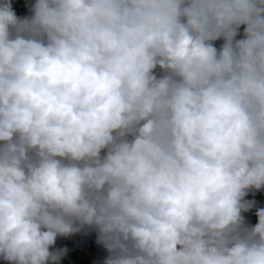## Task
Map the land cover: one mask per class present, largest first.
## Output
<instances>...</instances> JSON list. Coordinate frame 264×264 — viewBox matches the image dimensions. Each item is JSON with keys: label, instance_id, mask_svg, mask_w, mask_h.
<instances>
[{"label": "clouds", "instance_id": "obj_1", "mask_svg": "<svg viewBox=\"0 0 264 264\" xmlns=\"http://www.w3.org/2000/svg\"><path fill=\"white\" fill-rule=\"evenodd\" d=\"M73 243L264 264V0H0V259Z\"/></svg>", "mask_w": 264, "mask_h": 264}, {"label": "trees", "instance_id": "obj_2", "mask_svg": "<svg viewBox=\"0 0 264 264\" xmlns=\"http://www.w3.org/2000/svg\"><path fill=\"white\" fill-rule=\"evenodd\" d=\"M70 247L76 248V250H79V251L88 252L89 254H91L95 258L94 260H95L96 264H100V262L107 255L106 250L103 249V247L98 245L97 243H95L94 245L86 246V247H83L81 244L76 245L75 243H73V244H70ZM67 262L68 261H66V263ZM0 264H5V262L2 259H0ZM61 264H64L63 260H62Z\"/></svg>", "mask_w": 264, "mask_h": 264}]
</instances>
